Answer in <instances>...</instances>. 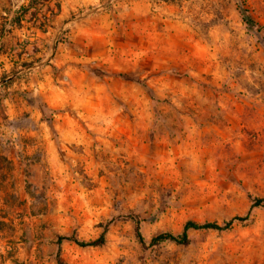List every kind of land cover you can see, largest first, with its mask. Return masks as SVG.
Instances as JSON below:
<instances>
[{"label": "rangeland", "instance_id": "1", "mask_svg": "<svg viewBox=\"0 0 264 264\" xmlns=\"http://www.w3.org/2000/svg\"><path fill=\"white\" fill-rule=\"evenodd\" d=\"M30 1L0 0V264H264V31L238 4L264 27V0H48L23 17ZM112 218L105 245L65 241L58 261L59 237Z\"/></svg>", "mask_w": 264, "mask_h": 264}, {"label": "trees", "instance_id": "2", "mask_svg": "<svg viewBox=\"0 0 264 264\" xmlns=\"http://www.w3.org/2000/svg\"><path fill=\"white\" fill-rule=\"evenodd\" d=\"M40 1H48V0H31L30 4L26 8H23L21 11V14L22 15L24 14L23 17H25V15L29 12L30 9H33L35 6H38ZM238 4L240 7V14H241L242 20L244 21L246 26L249 27L250 29L256 30V32H258V33H261L262 31H264V27L261 26L260 24L256 23L250 17L248 10L244 8L243 2L240 1ZM57 11H58V13L60 12V6L59 5H57ZM58 13L53 12L52 13L53 17L57 16ZM15 23L17 25H21V18H17ZM39 23H40L39 29H42V31L45 32V26L42 24V20H40ZM256 207H263L264 208V199L257 198L252 205V208H256ZM124 219L129 220L135 224L137 239L143 247H146L147 243H146L145 239L143 238V236L140 232V225L142 222L140 216L135 215V214H130V215L124 216ZM116 220H117V218H112L106 224V226L104 228V232L97 239L92 240V241H81V240H78L77 238H75L74 236L59 237V239H58V261L60 260L61 245L65 241L72 242V243H74V244H76L82 248L100 247V246L105 245L107 230H108L109 226L112 225ZM246 220H247V217H235L232 220L225 222L223 225H220L217 223L198 224L195 222H187L186 225L184 226V229H183V232L181 235L176 236V235H173L171 233H162V234H159V235L155 236L154 238H152L149 245L155 246V245H159V244L164 243V242H172V243H176L178 245L187 246L190 242L189 236H188L189 230L225 231V230H228L234 222H236V221L244 222Z\"/></svg>", "mask_w": 264, "mask_h": 264}]
</instances>
